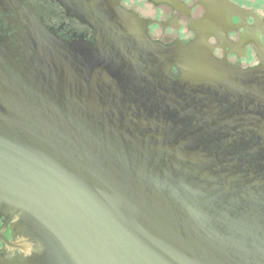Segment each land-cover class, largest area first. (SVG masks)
Masks as SVG:
<instances>
[{"label":"water","instance_id":"obj_1","mask_svg":"<svg viewBox=\"0 0 264 264\" xmlns=\"http://www.w3.org/2000/svg\"><path fill=\"white\" fill-rule=\"evenodd\" d=\"M94 11V48L0 52V213L41 264H264V51L241 70Z\"/></svg>","mask_w":264,"mask_h":264},{"label":"flooded vegetation","instance_id":"obj_2","mask_svg":"<svg viewBox=\"0 0 264 264\" xmlns=\"http://www.w3.org/2000/svg\"><path fill=\"white\" fill-rule=\"evenodd\" d=\"M64 2L0 0V52L9 57L11 69L23 70L48 38L94 48L97 30L88 21L99 4L118 5L137 16L147 36L164 46L202 36L216 60L241 70L257 67L258 51H264V0H78V15ZM171 75L176 78L178 72ZM14 220L0 213V264H41L31 258L32 245Z\"/></svg>","mask_w":264,"mask_h":264}]
</instances>
